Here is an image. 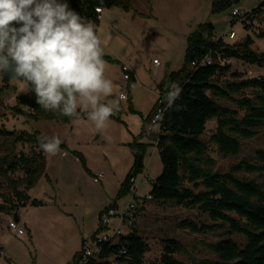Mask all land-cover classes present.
I'll list each match as a JSON object with an SVG mask.
<instances>
[{
	"label": "rangeland",
	"instance_id": "1",
	"mask_svg": "<svg viewBox=\"0 0 264 264\" xmlns=\"http://www.w3.org/2000/svg\"><path fill=\"white\" fill-rule=\"evenodd\" d=\"M130 3L131 8L128 11L121 7L105 8L101 14L97 35L102 41L104 54H109L117 60L121 58L132 69L133 62H136L147 76V79H140L129 89L133 106L142 115H146L153 106L157 79L181 67L185 38H180L193 32L198 25L211 23L214 27V39L223 38V41L230 45L250 37L251 49L257 53L264 52V37L257 35L264 32V14L252 20L240 17L234 22L231 16L233 8L247 13L264 3V0H240L230 9L221 12H212L211 0H130ZM244 20L249 24L248 28L245 27ZM102 29L111 30L120 40L108 44L102 38ZM229 29L236 32L233 40L224 35ZM153 57L161 61L160 67L152 64ZM220 63L230 65L226 74L216 77L220 83L234 80L230 76L232 72L240 73L242 78H264V68L256 65L235 59L223 60ZM106 64L105 76L114 84L110 99H118L119 93L125 90L122 87L121 62ZM0 87V128L15 134L12 137L0 136V160L5 156L18 155L19 152L30 153L34 149L31 143L13 141V138L23 132L31 134L38 131L40 137L57 135L70 150L82 153L88 168L98 179L95 181L94 175L87 173L68 150L66 155L62 154L61 148L55 156L44 153L46 173L51 183L43 177L31 190L33 198L42 200L43 205H29L18 209L20 212H17L21 221L25 219L30 235L24 226L19 227L25 231L19 235L8 228L9 218L14 216L13 209L8 213L0 212V264H70L75 253L81 249V240L92 231L99 211L115 198L130 169L132 154L129 143L126 142L133 138L128 140L127 134L131 135L133 129L137 133L140 132L142 119L138 115V120L127 121L122 116L127 126L109 119L107 127L102 130H98L85 114L81 115L83 118L73 119L69 123L36 120L10 110L15 105L17 96L28 93L22 91V80H11L4 85L0 78ZM254 92L252 89L242 91L246 96H253ZM221 103L234 109V105L228 101ZM128 105V101H120L119 110L128 109ZM242 114L239 112V115ZM215 129V120L206 123L202 136L205 142L208 143ZM255 132L254 138L241 141L240 151L236 155L224 157L217 152L214 145L208 144V153L216 160V169L227 171L232 164L243 159L256 162V151L264 150V126L255 129ZM144 163V171L136 180L134 201L137 204L132 226L138 235L145 238L149 246L143 263H157L163 252V242L168 238L179 240L183 245V252L174 256L185 264L216 260L217 256L208 245L225 239L227 236L223 231L195 234L180 230L176 226L185 219L207 222L206 216L195 210L177 206L172 201L157 202L144 199L152 188V180H155L162 170L156 142L148 147ZM21 176L22 172L5 173L0 168V204L10 207V203L4 202V199L12 194L9 180ZM248 177L264 185V175L253 174ZM19 190H23V187H19ZM132 195L133 191L118 199V209L125 207ZM12 201L14 202L13 198ZM123 230L127 232L125 227ZM230 238L243 244L240 236L232 235Z\"/></svg>",
	"mask_w": 264,
	"mask_h": 264
},
{
	"label": "trees",
	"instance_id": "2",
	"mask_svg": "<svg viewBox=\"0 0 264 264\" xmlns=\"http://www.w3.org/2000/svg\"><path fill=\"white\" fill-rule=\"evenodd\" d=\"M211 2L212 12H221L233 6V0ZM67 3L71 9L95 25L99 22L95 8L121 7L126 11L131 8L130 0H67ZM262 14L264 3L244 13L242 18L252 20ZM233 19L232 22L239 18ZM246 23L244 20L245 27L248 28L249 24ZM257 35L264 37V32ZM251 44V38L247 37L242 42L230 45L223 38L214 39V27L211 23L198 25L186 38L180 69L165 74L160 80L157 85L158 98L143 120L146 123L155 112L158 102L162 101L165 109L160 131L148 134L149 140L156 142L162 163L160 175L152 180L149 192L151 200L172 201L177 206L195 210L208 219L207 222L182 220L176 225L180 230L195 234L223 231L227 236L208 245L217 256L216 260H202L194 264H264V185L248 177L253 174L264 175V150L256 151V162L243 159L232 164L227 171L216 169V160L208 153V144H212L224 157L236 155L240 151L241 141L254 138L255 129L264 126V78H242L240 73L232 72L230 76L234 80L220 83L216 79L230 70L229 64L221 65L223 60L235 59L264 68V52H255L251 49ZM207 57L211 59V63L203 64L202 61ZM103 58L107 62H116L107 55ZM0 78L4 85L11 80H22L14 78L10 73L0 74ZM131 80L134 82V77ZM172 82L178 83L183 92L172 108H166V94ZM245 89L255 90L253 96L242 93ZM1 92L0 87V94ZM128 100V111L138 114L130 103V97ZM221 101L230 102L234 109L224 106ZM10 110L36 120L62 123L73 120L58 113L44 111L36 103L34 91L17 96L16 103ZM239 112L243 114L239 115ZM111 118L124 123L117 115H112ZM210 120L216 121V129L207 143L202 136L205 125ZM146 134L143 123L139 134L128 144L133 157L132 165L108 207L117 208L116 201L132 192L133 180L143 173L144 159L150 143L140 140ZM14 135V132L0 128V136ZM40 138L38 131L16 135L13 141L31 143L34 149L30 153L19 152L18 155L5 156L0 160V168L5 173H23V176L9 180L12 194L4 202L10 203V207L0 204V212L8 213L13 209L17 213L19 208L26 205H43L42 201L31 199L26 193L45 172L46 161L44 152L39 147ZM60 147L66 149L64 144ZM70 153L91 174L84 156L76 151ZM19 187H23V190H19ZM132 226L133 224L127 233L101 242L98 254L89 257L82 264H144L143 258L149 251V246ZM232 235L240 236L243 244L231 239ZM163 243V252L159 261L154 264H185L174 256L184 249L179 240L168 238ZM79 254L80 252L73 256L70 264H76Z\"/></svg>",
	"mask_w": 264,
	"mask_h": 264
},
{
	"label": "clouds",
	"instance_id": "3",
	"mask_svg": "<svg viewBox=\"0 0 264 264\" xmlns=\"http://www.w3.org/2000/svg\"><path fill=\"white\" fill-rule=\"evenodd\" d=\"M103 57L96 25L67 0H0V74L22 79V91H34L44 111L74 120L85 114L98 130L105 129L123 96L110 99L114 84L105 76ZM168 87L166 108H172L183 88L176 82ZM162 121L163 110L148 130L158 133ZM61 143L59 136L45 135L39 147L55 156Z\"/></svg>",
	"mask_w": 264,
	"mask_h": 264
},
{
	"label": "built area",
	"instance_id": "4",
	"mask_svg": "<svg viewBox=\"0 0 264 264\" xmlns=\"http://www.w3.org/2000/svg\"><path fill=\"white\" fill-rule=\"evenodd\" d=\"M101 11H102L101 8H95V12L97 13L98 20L100 18ZM243 15L244 12L240 11L237 8H233L231 11L232 18H240ZM224 35H226L228 39L233 40L236 37V32L234 30L229 29L225 31ZM202 63L210 64L211 59L207 57L202 61ZM153 64L158 65L159 61L157 59H154ZM121 71H122L123 80L125 81V86H124L125 90L120 92L119 97L123 96L122 100H127L129 98V89L134 84V82L131 80L134 77V73L132 68L126 63H123L121 65ZM162 104H163L162 101L158 102L155 112L146 121L145 132L147 134L157 133V132H150L148 130V125L153 122L154 118L158 115V113H160L162 110L164 111L165 106L163 107ZM62 154L64 155L65 153L63 152ZM94 180L98 181L97 177H95ZM136 180L137 178L133 180L132 198L125 205V207H120V209L108 207L104 210L100 219L102 230L99 233H97L93 238L89 239L83 245L82 250L80 251L79 254V258L76 261V264H82L89 257L98 254V252L100 251L101 242L112 240L116 238L119 234H124L129 231L128 229L130 228V226L133 224L134 221V212L137 204V202L134 201L135 191H136ZM140 180L141 178L139 179V181ZM144 199L151 200L152 196L148 193L145 195ZM123 227L127 229V232L123 230ZM8 228L16 235L24 233V231L18 227V224L13 219H11L8 222Z\"/></svg>",
	"mask_w": 264,
	"mask_h": 264
},
{
	"label": "crops",
	"instance_id": "5",
	"mask_svg": "<svg viewBox=\"0 0 264 264\" xmlns=\"http://www.w3.org/2000/svg\"><path fill=\"white\" fill-rule=\"evenodd\" d=\"M104 11H105V9H102V11H101V14L102 13H104ZM107 11H109V10H107ZM101 14H100V18H101ZM100 18H99V22H98V25H96V32L98 31V28H99V26H100ZM190 34V33H189ZM188 34V35H189ZM187 35V36H188ZM186 35H183L180 39L181 40H183V38H185V45H186V38H187V36L185 37ZM102 38L108 43V44H111L113 41H115V40H117V41H119L120 39H119V37L114 33V32H112L111 30H106V29H102ZM185 51V50H184ZM104 55H107V56H110L112 59H114V60H116V62H107L106 61V63H109V64H119L120 62H121V65L123 64V63H126V62H123V60L121 59V58H119L118 60L117 59H115V58H113L111 55H109V54H104ZM184 56V55H183ZM154 59H156V57H153V59H152V64H153V60ZM159 60V59H158ZM182 62H183V57H182ZM127 64V63H126ZM107 65V64H106ZM154 66H156V67H160L161 65H162V63H161V61L159 60V64L158 65H155V64H153ZM182 65V64H181ZM130 66V65H129ZM133 66H134V68L132 69L133 70V73H134V83H136V82H138V81H140V79L141 80H145V79H147V76L140 70V68L137 66V63L135 62H133ZM131 67V66H130ZM120 69H121V67H120ZM180 69V68H179ZM121 73H122V71H121ZM167 73H170V72H167ZM167 73H165V74H167ZM164 74V75H165ZM164 75L162 76V77H160V78H158L157 80H158V83L160 82V80L164 77ZM158 83H157V85H158ZM157 85H156V88H157ZM125 86V81L123 80V84H122V87H124ZM158 88H157V92H156V98L154 99V103H153V106H154V104H155V102H156V100H157V98H158ZM120 94V93H119ZM129 97H130V103H131V105H132V107H133V109L135 110V111H137L135 108H134V106H133V102H132V97H131V95H130V91H129ZM118 98H120L119 96H118ZM129 99V98H128ZM124 100V101H128L129 102V100ZM120 101H123L122 99L120 100ZM152 106V107H153ZM128 107V106H127ZM152 109V108H151ZM150 109V110H151ZM138 112V114H134V113H130L129 111H128V109L126 108V109H121V110H118V111H116V113L114 114V115H117V116H119L120 117V119L124 122L123 124L124 125H126L127 126V122H126V120L128 121L129 119H139V116H140V118L142 119V124H141V127L143 126V123H144V126H145V122H143V120L147 117V115L149 114V112L146 114V115H142L139 111H137ZM132 114V115H131ZM139 115V116H138ZM122 116L123 117H125V119H122ZM85 118V117H84ZM109 119H111L112 121H115V120H113L111 117L109 118ZM71 122V121H70ZM108 122H110V120L108 121ZM115 122H117V121H115ZM62 123V122H61ZM117 123H119V122H117ZM74 124V123H73ZM119 124H121V123H119ZM141 130V129H140ZM139 134V132L137 133L136 132V130L135 129H133L132 131H131V135L130 134H127V139L129 140V139H132V138H134L135 136H137ZM133 141V139L130 141V142H132ZM145 141V143H150V144H152L153 143V141H150L149 140V135L148 134H146L141 140H140V142H144ZM147 141V142H146ZM130 142H126V143H130ZM126 143H124V144H126ZM61 144H64L65 146H66V149H62L61 147V149L63 150L62 151V153L64 152V153H66L67 151L66 150H68L69 152H71V151H76V150H70L69 149V147L65 144V143H61ZM76 152H79V151H76ZM80 153V152H79ZM67 154V153H66ZM82 154V153H81ZM83 155V154H82ZM84 156V155H83ZM84 158H85V156H84ZM77 159V158H76ZM78 160V159H77ZM85 160H86V158H85ZM132 162H133V157H132ZM80 163V162H79ZM81 164V163H80ZM132 165V164H131ZM86 166H87V160H86ZM131 167V166H130ZM87 168H88V166H87ZM88 170L90 171V173H91V175H94V173L88 168ZM129 170V169H128ZM128 173V172H127ZM126 173V174H127ZM48 174L46 173V167H45V172H44V175L41 177V178H46L49 182H50V178H48V176H47ZM126 176V175H125ZM94 177H95V175H94ZM40 178V179H41ZM39 179V180H40ZM39 182V181H38ZM123 182V181H122ZM121 182V183H122ZM51 183V182H50ZM121 185V184H120ZM36 186V185H35ZM34 186V187H35ZM33 187V188H34ZM31 190L32 189H30L29 190V193H28V195L30 196V198L31 199H36V198H33V194L31 193ZM38 200V199H37ZM39 201H42V200H39ZM42 203H43V201H42ZM116 205H117V208H118V203L116 202ZM27 206H29V205H26L25 207H21V208H19L20 210L21 209H24V208H26ZM31 206V205H30ZM108 206H105V207H103V209H101L100 211H99V213H98V218H97V220H96V222H95V224H94V226H93V229H92V231L91 232H89L88 233V235L85 237V238H83L82 240H81V249L78 251V252H80L81 250H82V247H83V245L89 240V239H91V238H93L97 233H99L101 230H100V228H101V222H100V219H101V215H102V213L104 212V210L107 208ZM27 211V210H26ZM18 212H20V211H18ZM17 216H18V218H19V220L18 221H15L14 219H13V216L12 217H10L9 218V221L11 220V219H13L17 224H18V227H22V226H24V228L26 229V231L29 233V235H30V230L29 229H27L26 228V221H25V219L23 218L22 219V221H21V218H20V214L18 213L17 214ZM20 222H21V224H20ZM8 225V224H7ZM25 232V231H24ZM95 234V235H94ZM78 252H76V253H78ZM75 253V254H76ZM1 255V254H0ZM73 259V258H72Z\"/></svg>",
	"mask_w": 264,
	"mask_h": 264
},
{
	"label": "water",
	"instance_id": "6",
	"mask_svg": "<svg viewBox=\"0 0 264 264\" xmlns=\"http://www.w3.org/2000/svg\"><path fill=\"white\" fill-rule=\"evenodd\" d=\"M239 1H240V0H233V4H236V3H238ZM13 219H14L15 221H18V220H19V218H18V216H17V213H14Z\"/></svg>",
	"mask_w": 264,
	"mask_h": 264
}]
</instances>
